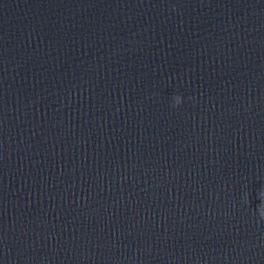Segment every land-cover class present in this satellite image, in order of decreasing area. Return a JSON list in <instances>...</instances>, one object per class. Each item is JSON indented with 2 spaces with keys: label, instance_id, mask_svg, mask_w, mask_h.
Instances as JSON below:
<instances>
[{
  "label": "clouds",
  "instance_id": "9594fccd",
  "mask_svg": "<svg viewBox=\"0 0 264 264\" xmlns=\"http://www.w3.org/2000/svg\"><path fill=\"white\" fill-rule=\"evenodd\" d=\"M174 98H175V100H176V103H174V106H177V105H179V104L182 103V102H181L182 97H181L180 95H175ZM261 192H264V191H261ZM258 198L260 199L259 194H258ZM260 200H261V204L258 206V211H259L260 207H261L262 205H264V199H260ZM246 201H247V198H246ZM260 217H261L262 219H264V214H261Z\"/></svg>",
  "mask_w": 264,
  "mask_h": 264
}]
</instances>
